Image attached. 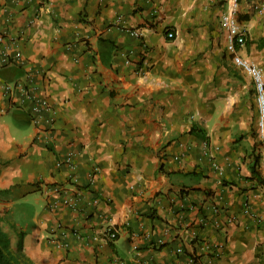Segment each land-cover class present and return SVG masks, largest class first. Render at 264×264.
<instances>
[{
  "label": "crops",
  "instance_id": "1",
  "mask_svg": "<svg viewBox=\"0 0 264 264\" xmlns=\"http://www.w3.org/2000/svg\"><path fill=\"white\" fill-rule=\"evenodd\" d=\"M238 1L237 54L264 72V0ZM226 10L0 0V226L18 264H207L214 250V264H264V183L251 173L259 155L264 182V138L253 81L225 48ZM18 81L54 111L51 132L32 100L7 91ZM69 155L75 167L56 168ZM71 177L75 208L53 191ZM32 193L40 206L24 216ZM107 226L122 231L113 242Z\"/></svg>",
  "mask_w": 264,
  "mask_h": 264
},
{
  "label": "built area",
  "instance_id": "2",
  "mask_svg": "<svg viewBox=\"0 0 264 264\" xmlns=\"http://www.w3.org/2000/svg\"><path fill=\"white\" fill-rule=\"evenodd\" d=\"M14 3L19 2H30L31 0H12ZM227 2V10L221 16V26L225 31V48L226 51L232 56V61L236 67H238L241 71L246 73L253 81L254 90H255V104L257 109V131L261 138H264V72L257 65L247 61L240 57L237 52L239 48H242L246 45V33L244 29H242L237 20L238 14V0H226ZM255 10L257 13L264 19V2L256 5ZM132 35L135 38L141 39L143 37L142 32L138 29L133 30ZM173 33L169 32L167 34L168 38H173ZM20 91L24 96L28 99L32 100L33 105L29 109V114L32 117L33 122L38 125L42 118L45 116V122L47 123V128L42 129L39 127V130L43 133H49L52 130V126L54 124V111L52 108L46 103L45 100H42L36 97L33 93L30 92L27 86L24 83L18 81L14 85L7 87V91L9 93L14 91ZM175 160H179V157H175ZM62 165H67L72 168L75 167L73 163L71 155L67 156L65 160L56 163V168H60ZM98 173V167H93L90 172V184H93L96 174ZM69 181H72L71 190L65 189L63 187H54L53 191L55 193H72V195H67V197H63V203L68 205L70 208H75L78 205V202L82 196V188H79L76 183L77 179L75 177H71ZM121 229L115 228L113 226L104 227V230L101 234L102 238L105 242H113L115 241L121 233ZM219 258V251L214 250L212 256L207 261V264H214ZM200 262V259L197 257H190V264H197Z\"/></svg>",
  "mask_w": 264,
  "mask_h": 264
},
{
  "label": "trees",
  "instance_id": "3",
  "mask_svg": "<svg viewBox=\"0 0 264 264\" xmlns=\"http://www.w3.org/2000/svg\"><path fill=\"white\" fill-rule=\"evenodd\" d=\"M261 45L264 47V41ZM259 159H260L259 155L254 156L251 165V173H252V178H254L256 182H258L259 184H263L264 182L257 171ZM8 247H9L8 236L2 231L0 226V264H18L15 258L9 253Z\"/></svg>",
  "mask_w": 264,
  "mask_h": 264
},
{
  "label": "rangeland",
  "instance_id": "4",
  "mask_svg": "<svg viewBox=\"0 0 264 264\" xmlns=\"http://www.w3.org/2000/svg\"><path fill=\"white\" fill-rule=\"evenodd\" d=\"M37 197H39L38 193H32L27 195L25 205L20 208L24 216L31 215L33 211L38 208V206H40V204H38L35 200Z\"/></svg>",
  "mask_w": 264,
  "mask_h": 264
}]
</instances>
